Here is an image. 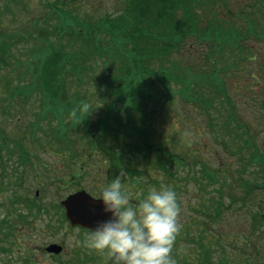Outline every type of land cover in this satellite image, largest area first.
Masks as SVG:
<instances>
[{
  "label": "trees",
  "instance_id": "trees-1",
  "mask_svg": "<svg viewBox=\"0 0 264 264\" xmlns=\"http://www.w3.org/2000/svg\"><path fill=\"white\" fill-rule=\"evenodd\" d=\"M122 1L125 7L119 14L91 17L88 11L72 10L71 6L77 0H47L44 12L37 20L50 30L36 32L35 45L25 61L26 70L17 77L14 72L15 67H19L18 61L13 60L12 64L0 52V89L5 91L13 87L6 103L10 106L15 97L23 96V93H38L34 101L42 95L41 110L51 115L49 119H43L42 135L52 137L55 143L61 144L59 148L62 151L68 150L73 157H77L74 154V145L78 141L75 137L83 135L86 145L83 152L88 161L95 157L110 161V180L118 175L120 169H125V156L139 154L143 159H140V165L139 162L134 163L136 167L147 164L149 168L157 167L168 176L170 173L177 175L179 171L184 175L181 176L184 182L190 177L185 175H192L191 180L204 193L202 199L198 196V200L207 204L206 210L202 205L197 212L211 221H193L190 228L184 230L181 238L185 251L188 243L194 242L198 258H202L199 264H213L215 248L213 252L211 239L216 243L218 240L222 257L217 264H227L225 250L221 246L222 233L217 232L218 238L216 234L213 237V233L207 234L205 227H212L217 218H251L252 223H246L253 233L262 228L260 233L264 236L263 201L255 202L254 197L249 196H259L255 190L257 185L253 181L239 185L241 178L235 177L226 165L212 170L213 167L203 164L198 170H193L194 163H191L190 157L189 160L181 158L165 145L180 144L170 138L178 135L180 129L177 128L178 121H173L170 113L178 111L181 116L179 122L185 124L180 110L182 103H186L195 116L202 117L206 133L214 146L221 148L224 156L227 155L225 152L236 154L244 148L250 149L248 147L252 146V142L244 140L248 135L234 142L235 151L227 146L225 140L228 139L220 136L223 127L226 135L240 125L235 117L238 114L231 108L232 102L225 87L227 84L221 74L227 75V72H232L229 69L235 66L234 63L237 67L244 57H251V49L242 40L247 35L261 36L253 27L257 21L253 17L255 14L251 17V12L242 9V6L233 11L231 4L236 0ZM263 6L264 0H261L252 9L257 8L256 11L263 14ZM223 12L227 20L220 19L219 15ZM234 19L243 20L249 28L232 33ZM230 37L235 45L232 52L226 51L231 49ZM43 41L47 42V49L43 48ZM194 45L209 49L208 53H204L206 62L222 56L224 51L229 53L233 56L230 67L215 66L201 75L199 71L182 68L172 59L173 54L186 52ZM244 50L248 51V55L242 57L240 54ZM192 66L199 69L197 64ZM217 98L221 100L223 109L216 105ZM81 102L88 103L89 114L78 109ZM74 108L78 109L76 115H73ZM157 119L164 121L157 122ZM163 122L171 127L172 132L163 131ZM179 122L178 126H181ZM197 131L193 127L192 136L196 133L201 137ZM104 140L110 142L109 151L115 159L106 154L108 146H105ZM121 141H124V151H116V145H120ZM0 146L5 145L1 143ZM147 153L152 155L151 158ZM256 154L246 161L255 163L258 160ZM17 173V170L12 171V174ZM130 173L144 174L139 170H131ZM22 175L19 173V177ZM247 185L253 187L248 189ZM259 185L263 187V182ZM232 187L235 188L234 193L225 196V191L227 193ZM190 230L196 232L195 238ZM12 237L17 238L16 233ZM245 264H254L253 258Z\"/></svg>",
  "mask_w": 264,
  "mask_h": 264
},
{
  "label": "rangeland",
  "instance_id": "rangeland-1",
  "mask_svg": "<svg viewBox=\"0 0 264 264\" xmlns=\"http://www.w3.org/2000/svg\"><path fill=\"white\" fill-rule=\"evenodd\" d=\"M15 1L16 4L13 0L9 1L11 12L7 13L4 10L6 5L5 1L0 0V52L3 53L9 61L12 62L13 60H17L20 67H25L27 65L25 61L28 60V56L31 55L30 51L35 45L34 40L36 38V32L48 28L41 20H37L44 12L43 7L47 0ZM71 1L73 2V0ZM258 1L261 0H236V2L231 4V9H233V11H237V9L243 7L242 9L247 10L249 13L251 12L249 14L251 17L253 13L255 14L253 17L257 21L253 27L261 36L258 38V36L252 33L255 36L250 37V35H247L246 38L242 40V43L244 42V44L251 49V57H255L256 60L255 62L253 60L249 62V60L244 57L248 55V51L244 50L240 54L244 59L239 61V65H247V71L229 72L227 75L222 74L221 76L227 84V93L230 102L236 105V114H238L240 120L245 125L241 128L242 136L248 135L244 140H250L253 147L250 149L244 148L240 153L232 155H228L225 152L228 157L224 156L221 149L214 146L213 141L206 133L202 117L195 116L192 108L186 103H182V109L180 110L185 125L190 124V126L195 127L198 130L197 132L201 134V138L191 137L192 135L188 132V126H186L187 132L182 133L181 138L178 135L170 136L171 140L179 141L180 144L171 146L168 144L165 146L172 153L180 155L181 158L183 157L189 160L190 157L191 163H194L192 165L193 170H198L203 164H205L206 167L211 166L213 168L226 165L228 166V170H230L235 177L241 178L239 185L253 181L255 185H257L255 187V190L258 191L256 195L259 196H249L254 197L255 202L263 201L262 206L264 214V6L261 10L263 14H259L256 11L257 8L252 9ZM123 7H125V5H123L122 0H77V2L71 6L72 10L77 12H90L91 17L103 16L106 13H110L112 16L117 15L123 10ZM219 17H221L220 19L224 18L227 20V16L224 15V12L219 15ZM234 20H236V22L233 23L232 29L230 30L232 33L234 30L241 32L240 30L249 28V25L243 20ZM234 47L235 45L230 37L231 49L226 51L232 52L234 51ZM205 52L208 53L209 49H202L194 45L192 49L186 52L181 51L180 53L173 54L172 59L182 68L193 69V71L196 72L199 71L201 75H204L207 71H211L215 66L218 68H223L225 66H228V68L230 67V61H232L233 56L229 55V53L224 51L222 56L216 59L210 58L206 62ZM215 56H217V54H215ZM196 64L199 69H195V67L192 66ZM20 67H18V69ZM252 75L255 78H252ZM2 93L3 92H0L1 104L5 103L1 99L7 97V95ZM211 96L213 97V95ZM215 103L220 109H223V104L219 98L215 100ZM174 111L175 112H171L170 115H172L174 121L177 120L179 122L181 116L177 114L178 111ZM0 114H2L1 111ZM20 114L24 121L28 120L24 112L21 111ZM156 121L162 122L164 120L157 119ZM178 122L177 128L180 127L178 126ZM6 124L4 125L7 128ZM163 126V131L168 130L172 132L170 129L171 127H169L166 122H163ZM17 128L18 127L15 126L13 127V129ZM218 129L220 130V128ZM35 138L40 142L39 144L46 145L47 142L42 137L37 138V136H35ZM75 140H78L74 145L75 152L79 154V152L82 151L80 154H83V150L86 147L84 143L85 137L83 135H78L75 137ZM232 140L239 139L230 138L225 141L229 149L235 151V145H233L234 141ZM104 143L105 146H108L106 154L110 158V156H113V153L109 151L110 142L104 140ZM118 144L120 145H116V151H124V141ZM25 146L28 149L25 153L28 158H25V161L35 165L36 174L33 177L29 176L30 174L26 176L25 183L22 184V192L21 188H18V186L11 187L7 182H3V179H0V264H20L19 259H29L33 264H79L84 254H86L87 261H81V263L109 264L106 253H99V251L89 248L84 243L87 236L86 233L82 234L78 229L72 230L68 227V224L63 218V210L61 211V209L58 208L59 199L70 194L73 191L72 187L78 186L76 183H80L84 186L87 185L83 179H78L77 176L74 177L75 182L72 180V184L66 183L63 185L60 182H55L56 178L63 181L70 179L69 173L74 169V161L76 159L70 156L72 155L71 153L70 155H63V159L62 155L58 153L59 156H56L57 154H46L45 152L37 150L40 146H37V149L33 150L28 148V145ZM128 146H131V144H128ZM212 147L214 150L213 153ZM48 149L51 151H62V148L58 146H56V148L48 147ZM126 149L127 147H125V150ZM66 152L68 153L69 151L67 150ZM128 152L132 154V150ZM255 152H257L256 155L258 160H256L255 163L254 161L247 162L246 160ZM258 153L259 155L263 154V156H259ZM147 155H149L148 157L150 158L152 156L149 153H147ZM35 156L39 157L38 161L34 158ZM135 157L138 159L140 165V159H143L142 154L141 156L139 154V156ZM125 158V165L130 171L139 170L144 173L132 176L131 179H128L127 176L124 177V184L132 194L133 204H135L139 198H143L151 187H158L161 184L174 187L182 209L179 216V222L182 228L177 237H181L184 230L187 227L190 228L193 221H199L200 223H202L203 220H205V222L211 221L210 219L202 218L197 212L199 206L202 207V205L203 209L206 210L207 204L205 202L200 203L198 200V196L200 195L202 199L204 193L199 191L196 184L191 180L190 177L192 175H185L190 177L184 182L182 181L184 175L180 174L179 171L178 173L176 172L177 175L170 173L168 176L157 167L149 168L147 164L136 167L133 163H135L137 159H134L133 156H125ZM112 159H115V156H113ZM94 160L96 163H99L97 158ZM6 161L10 168L14 167L15 162L13 158L6 159ZM93 164L95 163L88 162L82 165L81 169H85L84 171L86 172L87 169L84 168V166L90 168ZM175 169L176 166H174L173 170ZM90 170H92V168ZM10 171H8V173H10ZM84 171L80 172L82 176L85 175V173H83ZM17 175H19V172ZM17 175L12 174V177H18ZM81 175H79V177H82ZM261 182H263V187L259 185ZM41 186L45 188L40 189ZM250 187L253 186H248L247 188L250 189ZM61 188L65 190H61ZM234 189L235 188L232 187V190H228L227 193L225 191V196L226 194L234 193ZM35 190H39L40 196H42L37 201L38 206H46L41 212H37V209L28 207ZM18 192L20 195L22 194V196H26V198L29 199L27 203L22 199H16L18 196L15 195ZM238 194L240 195L241 193L238 191ZM246 222H251V218H217L212 227H205L207 234L210 235V233H213V237H215V234L216 236L218 235L217 232L222 233L221 236L223 240L221 241V246L225 250L227 264H245L246 261H250L252 258L254 264H264V236L260 233L262 228L253 233L251 227ZM200 227L202 226L200 225ZM214 230L215 232H212ZM11 233H16L17 238L12 239L13 234ZM190 234L195 238L196 232L194 230H190ZM236 236H238V238H236ZM211 240L213 241L211 244L213 252L215 248L213 260H211L213 264H217L219 261L218 259L222 257L220 254L222 251L219 249L218 240L217 243L215 242L216 240ZM50 243H57L64 246V252L59 255L58 258L48 255L45 252L44 247ZM179 243H181V239L175 240L172 252L176 250ZM192 243L193 242L188 243V249L182 254L176 252L172 253L177 259L178 264H199V261H202L201 256L198 258V248ZM229 244H231V248H228ZM90 257L92 260H89Z\"/></svg>",
  "mask_w": 264,
  "mask_h": 264
},
{
  "label": "clouds",
  "instance_id": "clouds-1",
  "mask_svg": "<svg viewBox=\"0 0 264 264\" xmlns=\"http://www.w3.org/2000/svg\"><path fill=\"white\" fill-rule=\"evenodd\" d=\"M78 109L90 113L87 102ZM99 196L106 218L87 234L89 248L106 253L109 264H178L172 250L182 228V209L174 187H151L133 204L121 173L100 186Z\"/></svg>",
  "mask_w": 264,
  "mask_h": 264
},
{
  "label": "water",
  "instance_id": "water-1",
  "mask_svg": "<svg viewBox=\"0 0 264 264\" xmlns=\"http://www.w3.org/2000/svg\"><path fill=\"white\" fill-rule=\"evenodd\" d=\"M63 205L66 217L71 226H79L83 229H90L95 226L98 220L106 218L102 212V203L100 200H95L84 191L70 195L64 200ZM46 251L58 254L61 247L50 245Z\"/></svg>",
  "mask_w": 264,
  "mask_h": 264
}]
</instances>
